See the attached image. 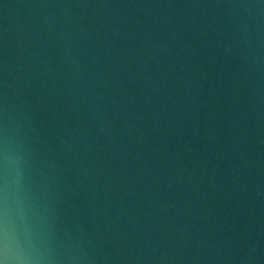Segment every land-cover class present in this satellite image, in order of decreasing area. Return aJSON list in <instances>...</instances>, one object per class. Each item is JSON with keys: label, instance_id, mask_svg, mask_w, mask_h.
<instances>
[{"label": "water", "instance_id": "1", "mask_svg": "<svg viewBox=\"0 0 264 264\" xmlns=\"http://www.w3.org/2000/svg\"><path fill=\"white\" fill-rule=\"evenodd\" d=\"M0 264H264V0H0Z\"/></svg>", "mask_w": 264, "mask_h": 264}]
</instances>
